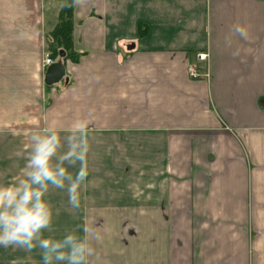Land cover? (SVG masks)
Masks as SVG:
<instances>
[{
  "label": "crops",
  "instance_id": "obj_1",
  "mask_svg": "<svg viewBox=\"0 0 264 264\" xmlns=\"http://www.w3.org/2000/svg\"><path fill=\"white\" fill-rule=\"evenodd\" d=\"M65 2L0 0V184L21 174L34 131L88 118L86 199H47L56 235L95 228L89 264H264V0L73 5L79 57L61 48L66 74L48 85ZM0 264L42 260L0 247Z\"/></svg>",
  "mask_w": 264,
  "mask_h": 264
},
{
  "label": "clouds",
  "instance_id": "obj_2",
  "mask_svg": "<svg viewBox=\"0 0 264 264\" xmlns=\"http://www.w3.org/2000/svg\"><path fill=\"white\" fill-rule=\"evenodd\" d=\"M84 3L73 0L74 6ZM249 27L236 24L232 31L247 40ZM89 129L90 120L80 118L67 127L46 124L30 135L21 174L0 184V247L28 253L38 249L42 264H89L100 239L95 228L85 221L56 235L47 199L59 189L66 192L71 209L81 208L88 187Z\"/></svg>",
  "mask_w": 264,
  "mask_h": 264
},
{
  "label": "trees",
  "instance_id": "obj_3",
  "mask_svg": "<svg viewBox=\"0 0 264 264\" xmlns=\"http://www.w3.org/2000/svg\"><path fill=\"white\" fill-rule=\"evenodd\" d=\"M73 0H66L61 13L60 20L52 32V42L50 43V54L53 60H62L60 55L62 48L66 52V57L73 61L78 60L79 54L73 49L72 31H73Z\"/></svg>",
  "mask_w": 264,
  "mask_h": 264
},
{
  "label": "water",
  "instance_id": "obj_4",
  "mask_svg": "<svg viewBox=\"0 0 264 264\" xmlns=\"http://www.w3.org/2000/svg\"><path fill=\"white\" fill-rule=\"evenodd\" d=\"M62 56L64 53L61 52ZM66 74V68L62 60L51 63L45 73V83L48 85L58 83Z\"/></svg>",
  "mask_w": 264,
  "mask_h": 264
},
{
  "label": "built area",
  "instance_id": "obj_5",
  "mask_svg": "<svg viewBox=\"0 0 264 264\" xmlns=\"http://www.w3.org/2000/svg\"><path fill=\"white\" fill-rule=\"evenodd\" d=\"M207 57H208V54H206V53H202V54L199 55V58H200V59H207ZM53 62H54V60L52 59L50 52H47V53L45 54V57H44V67H45V69H47V67H48L51 63H53ZM189 75H190L191 77H193V78H198V77L203 76V75L197 70L196 67H192V66L189 68ZM204 76H205V77H208V76H209V73L206 72V73L204 74Z\"/></svg>",
  "mask_w": 264,
  "mask_h": 264
}]
</instances>
